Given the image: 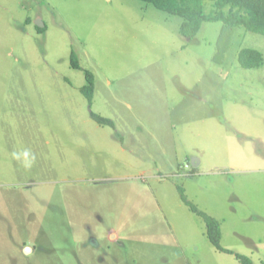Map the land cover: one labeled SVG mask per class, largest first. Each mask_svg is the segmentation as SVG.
<instances>
[{"label": "rangeland", "instance_id": "rangeland-1", "mask_svg": "<svg viewBox=\"0 0 264 264\" xmlns=\"http://www.w3.org/2000/svg\"><path fill=\"white\" fill-rule=\"evenodd\" d=\"M182 21L142 0H0V264H241L180 187L264 264V63L239 60L264 34Z\"/></svg>", "mask_w": 264, "mask_h": 264}, {"label": "trees", "instance_id": "trees-1", "mask_svg": "<svg viewBox=\"0 0 264 264\" xmlns=\"http://www.w3.org/2000/svg\"><path fill=\"white\" fill-rule=\"evenodd\" d=\"M154 4L157 8L179 15L183 18L180 26V33L183 36L194 38L206 20H222L231 26H241L246 29L264 34V0H211L214 2V9L207 12L205 2L207 0H142ZM227 8V9H226ZM42 29V28H40ZM239 60L244 68H254L264 63L262 52L247 48L240 52ZM72 66L76 69L82 68L76 55L72 56ZM88 86L86 93L92 103L93 100V74L86 72ZM93 118L99 123L114 126L112 120L104 118L95 112H91ZM181 198L189 206L192 212L202 217L206 224L207 236L217 250L234 254L241 264H255L253 259L242 253H235L233 250L221 244L222 230L221 222L216 217L201 210L195 203L188 199L183 187H180Z\"/></svg>", "mask_w": 264, "mask_h": 264}, {"label": "water", "instance_id": "water-1", "mask_svg": "<svg viewBox=\"0 0 264 264\" xmlns=\"http://www.w3.org/2000/svg\"><path fill=\"white\" fill-rule=\"evenodd\" d=\"M38 22H41V20H40V21L38 20ZM194 161H195V160H194ZM29 250H30V248L27 247V248H26V251L28 252Z\"/></svg>", "mask_w": 264, "mask_h": 264}]
</instances>
